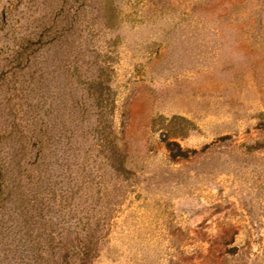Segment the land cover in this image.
Segmentation results:
<instances>
[{
    "label": "rangeland",
    "instance_id": "374dc122",
    "mask_svg": "<svg viewBox=\"0 0 264 264\" xmlns=\"http://www.w3.org/2000/svg\"><path fill=\"white\" fill-rule=\"evenodd\" d=\"M0 264H264V0H0Z\"/></svg>",
    "mask_w": 264,
    "mask_h": 264
},
{
    "label": "trees",
    "instance_id": "16d2710c",
    "mask_svg": "<svg viewBox=\"0 0 264 264\" xmlns=\"http://www.w3.org/2000/svg\"><path fill=\"white\" fill-rule=\"evenodd\" d=\"M175 155H177V154H175Z\"/></svg>",
    "mask_w": 264,
    "mask_h": 264
}]
</instances>
